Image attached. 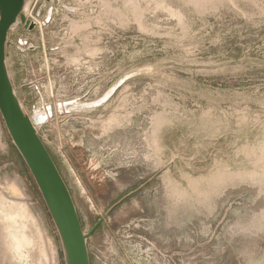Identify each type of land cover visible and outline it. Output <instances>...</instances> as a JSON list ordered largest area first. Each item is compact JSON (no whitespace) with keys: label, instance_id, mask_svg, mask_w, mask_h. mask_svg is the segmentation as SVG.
Here are the masks:
<instances>
[{"label":"rangeland","instance_id":"obj_1","mask_svg":"<svg viewBox=\"0 0 264 264\" xmlns=\"http://www.w3.org/2000/svg\"><path fill=\"white\" fill-rule=\"evenodd\" d=\"M27 18L9 76L27 114L57 107L38 132L84 232L103 220L90 263L264 264V0H33ZM0 264H65L1 114Z\"/></svg>","mask_w":264,"mask_h":264},{"label":"water","instance_id":"obj_2","mask_svg":"<svg viewBox=\"0 0 264 264\" xmlns=\"http://www.w3.org/2000/svg\"><path fill=\"white\" fill-rule=\"evenodd\" d=\"M32 2L0 0V114L57 229L65 264H91L87 242L103 220H99L89 233L84 232L70 190L39 136L38 128L49 119L45 113L40 117L27 114L8 72V35L22 27L34 30L35 23L27 20Z\"/></svg>","mask_w":264,"mask_h":264},{"label":"bare ground","instance_id":"obj_3","mask_svg":"<svg viewBox=\"0 0 264 264\" xmlns=\"http://www.w3.org/2000/svg\"><path fill=\"white\" fill-rule=\"evenodd\" d=\"M31 16V15H30ZM41 31V30H40ZM9 36V35H8ZM61 106V105H60ZM56 110H57V107H55V106H49V107H44L43 109H41V110H39V111H36V113L35 114H33V115H31V116H34V117H40L42 114H46V116H47V118H49L50 116L52 117V116H55L56 115ZM59 112V111H58ZM41 127V126H40ZM39 127V128H40ZM39 128H38V130H39ZM5 205V204H4ZM14 207H15V212H16V210L18 211V213L17 214H22V215H24V217L26 216L25 214H24V210H23V207L20 205H14ZM8 208H9V206H7V205H5V207L4 208H1V209H3V210H5L6 212L7 211H9L8 210ZM11 208V207H10ZM9 208V209H10ZM2 214H4V213H2ZM8 214V213H7ZM2 216V215H1ZM21 216V215H20ZM4 217H6V216H4ZM9 217V216H8ZM14 217V216H13ZM23 219V218H22ZM2 220V219H1ZM4 220V219H3ZM11 221V220H10ZM19 221V220H18ZM20 224V223H19ZM15 230V229H14ZM16 231V230H15ZM20 231V230H19ZM26 231V230H25ZM14 232V231H13ZM23 232H24V230H23ZM18 233H20V232H18V231H16V239H17V246L16 247H14L15 248V252L17 253V255L20 257V258H22V257H26V256H24V255H26V254H23V247H24V245H27V244H29L28 242L29 241H27V240H25V239H23V235H22V233H21V235H19ZM25 233V232H24ZM9 234V233H8ZM7 234V235H8ZM14 234V233H13ZM26 234V233H25ZM40 236V235H39ZM9 237V236H8ZM25 237H26V235H25ZM21 238V239H20ZM29 238V237H28ZM15 239V238H14ZM30 240V239H29ZM41 240V239H40ZM12 241H13V239H12ZM32 241V240H31ZM41 242V241H40ZM42 243V242H41ZM30 246V245H29ZM13 247V246H12ZM26 247H28V246H26ZM43 247V246H42ZM11 248V247H10ZM27 249V248H26ZM43 250V249H42ZM30 254V253H29ZM29 256V255H28ZM14 259V258H13ZM32 262V261H31Z\"/></svg>","mask_w":264,"mask_h":264}]
</instances>
